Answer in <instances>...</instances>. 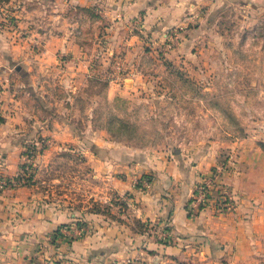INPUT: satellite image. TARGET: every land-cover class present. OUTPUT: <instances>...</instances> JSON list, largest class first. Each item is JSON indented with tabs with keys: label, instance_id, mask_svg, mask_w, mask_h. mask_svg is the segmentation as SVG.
<instances>
[{
	"label": "rangeland",
	"instance_id": "rangeland-1",
	"mask_svg": "<svg viewBox=\"0 0 264 264\" xmlns=\"http://www.w3.org/2000/svg\"><path fill=\"white\" fill-rule=\"evenodd\" d=\"M132 2L0 0V109L4 92L18 96L17 119L26 112L36 122L17 186L35 184L51 205L118 228L131 253L109 264H264V235L210 245L134 209L135 192L148 191L159 168L201 164L209 167L189 217L235 219V158L246 143L264 150V4L229 2L220 13L169 20L173 6L136 13ZM128 166L133 187L117 193L110 179ZM214 172L198 208V185Z\"/></svg>",
	"mask_w": 264,
	"mask_h": 264
},
{
	"label": "crops",
	"instance_id": "crops-1",
	"mask_svg": "<svg viewBox=\"0 0 264 264\" xmlns=\"http://www.w3.org/2000/svg\"><path fill=\"white\" fill-rule=\"evenodd\" d=\"M130 9L138 13L151 4L173 6L167 10L169 20H182L184 16L197 15L199 10L220 13L230 3L241 0H132ZM264 4V0H252ZM195 17V16H194ZM2 97L0 109V177L17 178L25 163V143L34 138L35 121H28L30 113L22 122L21 99L14 95ZM9 97V98H7ZM8 99V100H7ZM18 112L16 113L15 108ZM13 109V110H9ZM58 128H68L59 123ZM97 170L105 173L98 165ZM209 166L180 171L174 164L159 168L148 191H136V216L143 220L163 221L169 219L172 233L178 236L197 237L213 243L232 241L244 244L256 234L264 235V150L256 142L241 146L233 164L228 181L236 197L235 219L212 217L204 212L200 217L190 218L187 204L195 185ZM148 169V168H147ZM130 166L123 167V177H113L109 186L117 193L129 192ZM130 174V176H126ZM143 173L138 174L139 176ZM78 217V218H77ZM81 230V236L70 241L64 230ZM87 229V230H85ZM89 231V232H88ZM77 236V234H76ZM125 236L119 229L108 224L99 214L84 215L70 209L51 205L36 190L35 184L6 187L0 192V264H109L111 261L130 257ZM121 245V246H118ZM222 245V244H221Z\"/></svg>",
	"mask_w": 264,
	"mask_h": 264
},
{
	"label": "built area",
	"instance_id": "built-area-1",
	"mask_svg": "<svg viewBox=\"0 0 264 264\" xmlns=\"http://www.w3.org/2000/svg\"><path fill=\"white\" fill-rule=\"evenodd\" d=\"M25 168H27V166H25ZM215 172H216V170H215ZM216 176L217 175L215 173L214 176L212 178H210L211 180L209 179V181H208V179L205 178V179H203L202 183L200 182V184L198 185V188L195 192L197 194H195L193 197V201L197 200V203L199 206L198 208H200L202 205H204L206 203V201H208V199H206L208 196V191H209V188L211 187V185L215 182ZM24 181L25 180H24L23 174L19 178L17 177L15 179H9V180L0 177V192L3 191L6 187H15L17 185H22L21 183H23ZM146 184H149V183H146ZM223 195L225 196V194H223ZM225 197H228L230 199V196H225ZM68 231H72L73 233L75 232L77 235L78 234L80 235V233H81V230L77 229V228L75 230H68Z\"/></svg>",
	"mask_w": 264,
	"mask_h": 264
}]
</instances>
